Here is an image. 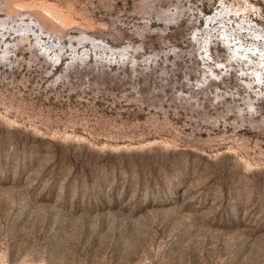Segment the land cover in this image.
Returning <instances> with one entry per match:
<instances>
[{
	"label": "rangeland",
	"instance_id": "374dc122",
	"mask_svg": "<svg viewBox=\"0 0 264 264\" xmlns=\"http://www.w3.org/2000/svg\"><path fill=\"white\" fill-rule=\"evenodd\" d=\"M0 264H264V0H0Z\"/></svg>",
	"mask_w": 264,
	"mask_h": 264
},
{
	"label": "bare ground",
	"instance_id": "6f19581e",
	"mask_svg": "<svg viewBox=\"0 0 264 264\" xmlns=\"http://www.w3.org/2000/svg\"><path fill=\"white\" fill-rule=\"evenodd\" d=\"M21 39V38H20ZM19 48V47H18ZM24 51V50H23Z\"/></svg>",
	"mask_w": 264,
	"mask_h": 264
}]
</instances>
